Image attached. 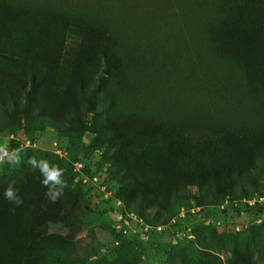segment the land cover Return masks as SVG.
<instances>
[{"label": "rangeland", "instance_id": "obj_1", "mask_svg": "<svg viewBox=\"0 0 264 264\" xmlns=\"http://www.w3.org/2000/svg\"><path fill=\"white\" fill-rule=\"evenodd\" d=\"M15 9L39 15L38 39L64 50L31 109L0 127V148L20 158H0V264H28L17 255L29 230L57 241L41 243L36 264H264V0H0V92L28 87L9 57L26 48L29 61L49 58L30 29L15 31L28 22ZM102 32L113 52L103 82L100 48L87 43ZM30 157L61 169L62 183L43 186ZM135 159L161 184L142 211L127 196L129 175L114 174ZM224 167L241 177L214 194L180 180ZM9 185L19 207L3 196ZM31 191L42 196L35 207ZM59 241L72 251L60 254Z\"/></svg>", "mask_w": 264, "mask_h": 264}, {"label": "trees", "instance_id": "obj_2", "mask_svg": "<svg viewBox=\"0 0 264 264\" xmlns=\"http://www.w3.org/2000/svg\"><path fill=\"white\" fill-rule=\"evenodd\" d=\"M15 13L18 15V19H26L28 22H25L21 24L18 28H14L17 33H23V30L28 28L30 29L33 34L35 35V41L37 40V44L39 47V57H42L49 52V58L45 59L42 64H38L35 61H29L27 59V56H33L35 54L27 52L26 48H23V51L21 50L14 58L9 57V61L11 62H20L22 63V69L21 74L28 80V87L24 86V83H22L18 89L14 86H7L2 88V92H0V127L1 126H13L14 119L24 114L25 112L29 111L31 109V106L35 104L34 99V93L39 89V87L45 83V80L50 77V74L48 73L51 70H55L57 68L58 59L63 54L62 51L63 45L55 44L52 41L51 47L47 49L49 46H47L46 41H40L38 39V36L44 26L45 23H42L41 19L39 18V15H34L29 12L23 13L21 9H15ZM66 27L68 30L73 29L76 27L75 22L68 20L66 22ZM100 29V28H98ZM93 29L92 32H95L98 30ZM89 41L87 43L95 48H100L101 57H102V71L100 72V80L103 82V80L106 79V77L109 74V71L113 69L110 58L112 56V42L110 37L102 32V35H98L96 33H90ZM84 43V40L81 41V44ZM83 45V44H82ZM80 46L77 48H68L64 55L71 56L70 52L74 51L76 52ZM1 52V51H0ZM80 55V50L77 53V56L75 57L74 64L72 67L75 66L76 62L79 61L78 56ZM36 56V55H35ZM80 57V56H79ZM53 78V75L52 77ZM48 81V80H47ZM80 94L83 99H86V88L83 83H80ZM20 91V92H19ZM23 94L24 100H20L18 97L19 93ZM7 96L8 103L5 102V98ZM66 110V113H70L69 106H65L64 111ZM63 111V112H64ZM73 112L77 116L78 113L76 112L75 107L73 106ZM42 119L52 121L53 123L55 120L52 117L49 116H43ZM10 121L5 123V121ZM116 128H120V124L116 123L114 125ZM172 134V132H171ZM141 141L140 143H142ZM139 143V144H140ZM123 143L120 141V150H123ZM130 147V145H129ZM69 148V147H68ZM177 149V148H176ZM178 149H181L178 147ZM137 150V142L135 143V153ZM182 151V149H181ZM27 153H30V150H26ZM124 161V160H122ZM154 172L155 170H152V168L149 171L140 169L135 162L132 160L130 164H127L125 168L123 169V173L121 174L116 172L114 173L115 176L118 178V181H124L127 178V175H129L128 183L131 187L130 191L127 193V196H129L133 201L131 204H133L137 209L142 211L144 207H147L150 204V200L153 199L152 197L156 196L161 191V184L154 179ZM254 171H248L247 176L250 179L254 180ZM235 175H234V174ZM230 172L229 167H224L223 171L219 172L216 169L212 170H201V171H193V170H183L180 173V180L182 181V184L186 187H194L198 190V192L201 193H210L214 194V192L218 189L223 190L224 188H231L232 185L237 182L241 175L240 170H236L234 172ZM223 176V180L220 179V176ZM222 185V187H220ZM225 186V187H224ZM171 190L172 186L170 185ZM227 189V190H228ZM176 192V190H174ZM27 196H31L30 205L36 206V203H38L41 200V194L39 191H31L27 194ZM3 204V200H0V205ZM1 226V222H0ZM32 233V230H29ZM31 233H27L25 241L29 244L28 249L26 250L25 254L23 252L18 253L17 259L20 262H25L28 264H36V260L41 257V253L39 251V248L41 247V243H43L45 246H50L52 248L57 241L53 237H43L40 239L37 236H33ZM61 244H57L56 248L58 249L60 254L70 253L72 251L71 246H68L65 244L64 241H59ZM31 262V263H29ZM13 260H12V263Z\"/></svg>", "mask_w": 264, "mask_h": 264}, {"label": "clouds", "instance_id": "obj_3", "mask_svg": "<svg viewBox=\"0 0 264 264\" xmlns=\"http://www.w3.org/2000/svg\"><path fill=\"white\" fill-rule=\"evenodd\" d=\"M0 158H4L10 165H16L20 162V158L16 150L8 152L0 148ZM33 168H39L40 174L43 176L41 184L45 187L49 186V182H52L53 185L62 183L59 179L61 174V169L56 165L49 167V163L46 160H39L35 157H30L27 161ZM66 186V185H65ZM46 195L51 199L52 202L56 201V197L60 195L59 192H54L50 188L46 192ZM3 196L6 200L13 203L16 207H19L23 204L22 198L17 195V191L9 185L3 192Z\"/></svg>", "mask_w": 264, "mask_h": 264}]
</instances>
